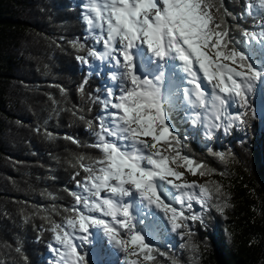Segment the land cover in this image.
Here are the masks:
<instances>
[{"label":"snow or ice","instance_id":"6c2138e0","mask_svg":"<svg viewBox=\"0 0 264 264\" xmlns=\"http://www.w3.org/2000/svg\"><path fill=\"white\" fill-rule=\"evenodd\" d=\"M84 7L103 48L87 55L115 71L112 85L95 98L100 114L88 122L96 137L90 146L100 155L90 163L78 158L85 175L76 181L79 191L69 190V215L52 225L60 247H49L59 264H89L81 249L100 231L126 264H156L158 249L149 238L156 223L190 235V222L204 224L203 211L221 194L218 184L186 178L214 170L184 151L174 115L184 113L209 139L245 123L239 109H248L249 94L264 88V0H246L245 14L259 22L240 28V39L224 20L231 13L221 14L222 0H88ZM215 207L223 213L229 205Z\"/></svg>","mask_w":264,"mask_h":264},{"label":"trees","instance_id":"16d2710c","mask_svg":"<svg viewBox=\"0 0 264 264\" xmlns=\"http://www.w3.org/2000/svg\"><path fill=\"white\" fill-rule=\"evenodd\" d=\"M85 2L0 0V264L53 263L52 225L69 215V190L79 191L85 175L78 158L90 163L100 155L88 122L100 114L95 98L109 85L87 67L96 42ZM222 2L237 39L240 28L259 22L245 14L246 0ZM244 112L245 123L208 148L191 122L174 115L184 151L214 170L198 175L200 183L220 185L221 194L203 211L204 224L190 222V235L184 230L153 246L156 264H264V117ZM225 202L221 213L215 205Z\"/></svg>","mask_w":264,"mask_h":264},{"label":"rangeland","instance_id":"374dc122","mask_svg":"<svg viewBox=\"0 0 264 264\" xmlns=\"http://www.w3.org/2000/svg\"><path fill=\"white\" fill-rule=\"evenodd\" d=\"M85 1H86L85 3L87 4L88 0H85ZM91 36H93V35L91 34ZM95 44H96L95 48L97 50L103 51L102 45L97 44V43H95ZM87 67H89V70L91 73L96 72L99 75H104L105 80L108 81L109 86L112 85V81L110 80V75L113 71H115V69L112 67V65L110 63L107 62V60L102 62V61L95 59V61L88 64ZM249 96H250V99H249L248 103H249L250 110L253 111V116H256V117L264 116V88H261L259 90H254L252 93L249 94ZM237 110L238 109L236 107L229 109V111L232 113L237 112ZM239 111L244 112V109H239ZM178 114H179L178 115L179 118H182L183 120L185 119L184 113L181 112ZM186 121H188V120H186ZM237 126H240L239 122H237L236 124H233L232 127L229 128L227 133L224 132L222 129H218V130H216L215 135L211 139H209L205 135V128L204 127H202V126L197 127L196 125H194L192 128L195 129L201 135V137H202L201 139L206 140L205 143L207 145H205V147L208 148L210 146V144H212V142L215 140V137H218V136L223 137L224 135H228L229 132L230 131L233 132ZM193 132L194 133H191L190 135L195 134V131H193ZM181 170L183 171V169H181ZM185 175L189 181L195 180V181H198L200 183V178L198 177V175L192 176L190 173H185ZM194 210L200 211V206L194 204ZM156 231H159V232L156 234ZM97 232L100 233L99 239H97L96 241L93 240V242L90 244H84L82 249H81L86 254V256L89 260V264H106L105 259L103 257H108L110 264H126V260L124 258V255L119 250H117L114 246H112L104 238V235L102 232H100V231H97ZM170 232H171L170 226L167 225L166 222H163V221L157 222L156 225L152 228V231H151L150 236H149V237H154L151 240L153 246H155L154 244L157 243V239H159L160 241H164V240H162L163 237H159L160 235L169 239ZM173 236H172V239L175 240L177 234L173 233ZM97 242H98V244H97ZM77 243H79V241H77ZM169 243H170V239H169L168 244ZM172 244H174V243H172ZM172 244L170 245L171 247H172ZM97 246L102 247V251H100L99 253H95V251L97 250L95 248H97ZM53 247L59 248L60 245L57 244L55 241L53 244ZM51 254H52V260H53L52 264H59V257L56 255V253L51 251ZM92 254H93V257L91 256Z\"/></svg>","mask_w":264,"mask_h":264},{"label":"bare ground","instance_id":"6f19581e","mask_svg":"<svg viewBox=\"0 0 264 264\" xmlns=\"http://www.w3.org/2000/svg\"><path fill=\"white\" fill-rule=\"evenodd\" d=\"M99 237H100V233L96 232L95 236L93 237V240L96 241L97 239H99ZM97 244H98V242H97ZM95 249H97L95 251V253H99L100 251H102V247L101 246H97V248H95Z\"/></svg>","mask_w":264,"mask_h":264}]
</instances>
